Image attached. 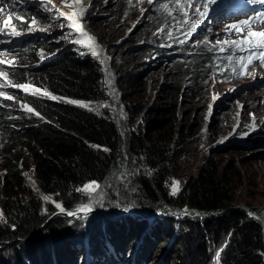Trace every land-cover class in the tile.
I'll use <instances>...</instances> for the list:
<instances>
[{
    "label": "trees",
    "instance_id": "1",
    "mask_svg": "<svg viewBox=\"0 0 264 264\" xmlns=\"http://www.w3.org/2000/svg\"><path fill=\"white\" fill-rule=\"evenodd\" d=\"M15 12L24 15L23 9ZM13 22L19 23L15 18ZM158 25L155 19L127 35L117 28L100 38L85 26L99 44L106 46L105 65L115 81L118 121L102 57L76 51L58 53L47 47L46 55L57 56L34 65L33 58L23 62L26 45L19 41L6 51L20 60L19 65L32 64L26 68L0 65L12 84H20L19 78L26 75L31 84L57 97L102 105L94 111L63 99H30L29 105L40 118L18 122L9 100L0 98V157L6 173L2 186L5 192L0 199L6 222H0V245L12 247L9 264H72L69 257H78L68 241L71 220L52 217L53 212L45 211L41 200L25 186L19 172L24 150L31 156L40 188L65 212H76L78 205L84 204V193L76 189L93 181L106 203L123 201L106 205L104 211L119 205L131 211L132 199L133 209L145 216L186 209L205 215L224 212L209 218L189 212L179 221L174 220L175 215L151 216L153 221L134 216L125 225L113 221L104 226L101 239L91 242L92 264H146L155 241L164 248L167 240L161 238L172 236L174 226L180 236L178 243L185 246L183 253L190 255L189 248L195 246L197 257L192 264L209 263L208 246L219 247L226 239L220 264H263L261 223L248 217L242 208H232L235 178L240 175L224 171L215 155L208 156L195 174L189 171L196 133L193 111L185 106L187 99L197 102L202 98L201 87L208 82L204 77L211 74L212 64L223 63L219 61L221 55L210 51L179 53L167 42L164 32L158 31ZM0 84L7 85V81L0 78ZM0 91L12 95L15 90L8 85ZM124 156L131 175L129 194L122 189L120 176ZM173 181L179 182L175 194ZM178 250L175 264H190Z\"/></svg>",
    "mask_w": 264,
    "mask_h": 264
},
{
    "label": "rangeland",
    "instance_id": "2",
    "mask_svg": "<svg viewBox=\"0 0 264 264\" xmlns=\"http://www.w3.org/2000/svg\"><path fill=\"white\" fill-rule=\"evenodd\" d=\"M224 2L225 0H214L208 7L207 17L191 33V23L199 17L194 14L193 8L187 6L186 0H181L179 6L174 0H153L152 4H149L148 0H131V3H129V0H80V7H83L85 11L79 18L84 22V26L90 27L99 38L100 35L105 33L112 34L117 28L124 30L125 32L120 30L119 32H124V35H127L157 19L159 23L158 31L164 32L167 42L177 52L189 55L190 52L210 51L221 55L219 61L225 62V64L219 62L216 65L212 64L209 68L211 74L208 73L204 77L208 78V82L206 86L201 87L202 98L197 102H191L187 99L188 106H185L193 111V123L196 133L189 171L195 174L208 156L215 155L224 171H228L232 176L240 175L239 179L235 178L237 189L233 198L234 205L253 207L264 217V67H261L259 59L254 57L247 68H244L243 65L247 64V59L240 61L239 58H246L250 51L259 49H250L247 45H242L245 50L241 51L230 43L231 41L243 40L248 36L249 31L264 32V23L261 17L251 19L252 15L225 18L223 11L220 10ZM196 3L202 4L203 0H196ZM165 4L168 6L167 9L162 7ZM22 9L24 11L23 19H21L19 13L15 12ZM181 9L188 12V17L183 15ZM74 10L73 0H51V2L49 0H0V29L4 28L5 23H7L5 31L11 32L14 25L13 19L15 18L19 21L15 25L21 33L19 36L0 34V52L4 53L3 56H0V59L14 61L12 65L8 66L26 68L32 65L31 63L19 65L20 60H17L16 56L7 54L6 51L12 48L11 45L15 42L26 45L27 53L22 60L25 63L33 58L34 65H39L41 62L57 56L56 53L46 55L47 47L58 53L76 51L86 56H93L91 48L83 46L86 41L82 43L73 42L74 39L83 41L81 33L68 28L69 21L58 15V11L67 15ZM201 10L203 9L201 8ZM9 14H11V19H9ZM33 18L38 21V24L33 25V30L29 31V25ZM243 20H248L249 24L242 26L241 32H236L234 29L226 30L225 25H239V22ZM40 28L45 30L40 31ZM205 41L207 42L205 43ZM99 45L106 52L102 56L105 59L107 56L106 46ZM17 46L19 45L17 44ZM221 48L225 50L221 52ZM260 50L264 51V49ZM229 57H232L231 61H234L232 67L228 66V63H230ZM117 61L119 62V58H117ZM105 64L103 71L106 70ZM136 69L144 71L142 67ZM104 73L106 78V72ZM107 79L111 81L108 86L112 94L116 118H119L120 110L115 100L116 92L113 87L115 81L110 76ZM19 82L20 84L31 83L26 75L20 77ZM31 86L36 87L33 84ZM10 87L15 90L12 94L15 99L9 100V103L12 110H14L13 116L16 121L28 120L31 122L40 118V115L22 109L21 104H29L30 99L48 98L43 95H27L19 88ZM36 88L45 89L43 87ZM82 103L88 106L81 107L91 108L94 111H98L102 107L100 103ZM34 111L38 113L35 109ZM23 155V165L20 166L19 172L25 186L41 200L42 208L45 211L51 210L53 212L51 216L55 217L56 213L60 212L55 207L58 202L54 201L49 194L43 192L40 188L29 152L24 150ZM124 158L125 161L120 172L123 184L121 186L129 194L131 193L129 190L131 175L126 166L127 157L124 156ZM3 166L4 159L0 157V199L5 192L2 186L6 183V180L3 179V175L6 174ZM25 173L28 175L25 176ZM32 181L35 182V188ZM45 195L51 197V201H44L42 197ZM118 195L120 197V191ZM83 198L84 204L89 205L91 211L75 219H70L71 227L68 230L70 236L68 241L75 247L78 254L77 258L69 257L72 264L93 263V260L89 257L92 252L91 242L101 239V232L106 224L108 226L114 221L120 223V225H125V222L134 216L146 217L150 221H153L154 218L137 214L133 209L132 199L129 205L131 211H124V208L120 205L114 210L104 211L106 205L113 206L116 202L122 204L123 201L120 199L113 204L106 203L99 188L91 195L84 193ZM84 204H80L78 207ZM112 211L117 213L112 214L114 213ZM171 215H174V213H171ZM187 215H189V212L175 215L174 220L179 221L181 217H188ZM194 216L205 218L196 213H194ZM174 227L172 236L166 235L165 238H161L167 240L164 248H162L159 240L155 241L151 251V260L146 264H175L178 262L176 250L179 248L178 252L186 261H189L190 264L196 261L195 246L191 245L189 248L192 252L190 255L183 253L185 252V246L178 243L180 236L176 233L177 226ZM48 241H50V238H48ZM227 241L226 239L219 247L213 244L210 247L208 246L210 261L207 264H220L221 250L226 246ZM11 251L10 244L0 245V264L11 263ZM217 253H219V256H217ZM122 261H125V259H122ZM262 263L264 264V258H262Z\"/></svg>",
    "mask_w": 264,
    "mask_h": 264
},
{
    "label": "snow or ice",
    "instance_id": "3",
    "mask_svg": "<svg viewBox=\"0 0 264 264\" xmlns=\"http://www.w3.org/2000/svg\"><path fill=\"white\" fill-rule=\"evenodd\" d=\"M49 2H51V0H49ZM174 2L179 6L181 0H174ZM214 0H203L202 4H198L196 3V0H186L187 6L189 8H193L194 10V14L198 15L199 19H196L194 21H192L191 23V32H194L196 30V28L199 26L200 23L203 22L204 18L207 17L208 15V7L211 3H213ZM250 3L256 4L258 2L260 3H264V0H249ZM73 3L75 5V11H73L71 14H65L64 12H59L58 11V15L59 17H64L65 19H67L69 21L67 27L72 29L73 31L76 32H80L81 33V37L83 38V41L81 39H74L73 42L74 43H83V46L86 47H90L92 50V55L94 57H102L103 53L102 50H100L98 48V46H96V41L93 37L88 36L87 33L83 32V25L80 24L78 22V18L81 17L84 14V8L80 7V0H73ZM129 3H131V0H129ZM149 4L153 3V0H148ZM163 8L167 9V5H162ZM201 8L203 10H201ZM50 11V9H49ZM183 15L185 17H188V12L187 11H183V9H181ZM171 14V13H169ZM261 18H264V12L258 14ZM9 19H11V14H9ZM21 19H23V17H21ZM190 19V18H189ZM186 23L188 22L187 20L185 21ZM38 21L33 18L31 20V23L29 25V31L33 30V25H37ZM249 21L248 20H243L239 22V25L236 24H232V25H225L226 30H235L236 32H241L242 31V26L248 25ZM61 27H63V25H61ZM5 29H7V23H5L4 28L0 29V34H14L16 36H19L21 33L19 32V30L17 29L16 25L12 26V31L11 32H7L5 31ZM40 31H44V28H40ZM189 33V34H190ZM69 35H71V33H69ZM67 38V37H65ZM207 41H205L206 43ZM232 45H234L236 48H239L241 51H244L245 49L242 47V45H247L250 49H264V32H252L249 31L248 36L245 37L243 40H239V41H231L230 42ZM225 49L221 48L220 51L223 52ZM4 53L0 52V56H3ZM257 58L260 60V66L264 67V51H250L249 55L245 58V57H240V61H243L244 59H247V64H244L243 67L247 68L248 64H250L252 62L253 58ZM232 57H229V60L231 61ZM101 64L105 63V59H100ZM14 63L13 60H5V59H0V65H12ZM243 74V73H241ZM110 76V73H108L106 71V83H111V81L109 79H107V77ZM0 78H4L7 81V85L4 84H0V88L5 87V86H13L16 88H19L21 90L24 91L25 94L27 95H43L45 97H47L48 99H52V100H65V102L67 103H73V104H78L80 106H85L87 107L88 105L83 104L80 101H75V100H67L65 98L62 97H56L54 96L51 92H49L46 88L45 89H40V88H36L31 86V83H24V84H16V85H12L10 80H7V73L3 70H0ZM0 98H4V99H8V100H14L15 97L12 95H7L5 92L0 91ZM21 108L28 111V112H32L36 115H39V113H35L34 109L32 107L29 106V104L27 103H22L21 104ZM89 110H92L91 108ZM107 150V149H105ZM28 174L25 173V176H27ZM29 179L31 180V178L29 177ZM33 183V187L35 188V182L32 181ZM172 187H173V194H175L176 191L179 190V182L178 181H173L172 182ZM99 188V185L93 181L90 183H87L85 185H83L82 188H78L76 189L79 192L82 193H88L89 195H91L92 193H94L96 191V189ZM42 199L46 202L51 201V197L49 196H43ZM55 207L58 208L60 210V212H65L64 207L59 204L56 203ZM91 211V207L87 204L82 205L81 207H78L76 209V212H72L69 211L66 213V215L68 216H74L77 213H88ZM0 222H6L4 220V216L3 213L0 212ZM217 256H219V253H217Z\"/></svg>",
    "mask_w": 264,
    "mask_h": 264
},
{
    "label": "water",
    "instance_id": "4",
    "mask_svg": "<svg viewBox=\"0 0 264 264\" xmlns=\"http://www.w3.org/2000/svg\"><path fill=\"white\" fill-rule=\"evenodd\" d=\"M75 11V10H74ZM78 22L80 23V24H82L83 25V32H85V33H87L88 34V36H91V37H93L94 39H95V41H96V46H98V48L100 49V50H102V53H104V54H106V52H105V50L99 45V43H98V41H97V39L85 28V26H84V22L82 21V20H80L79 18H78ZM103 66H104V64H103ZM104 72H106V70H104ZM113 82V81H112ZM116 111V110H115ZM117 121H118V117H117ZM120 132H121V135H122V137H123V131L120 129ZM232 208H242L244 211H246V213H247V215H248V217H251V218H254V219H256V220H258L260 223H261V225H262V228H263V230H262V233H263V239H264V220H263V218H262V216L260 215V213H258L257 211H255V210H253V209H251V208H248V207H244V206H235V207H232ZM232 208H230V209H232ZM136 212V211H135ZM134 212V213H135ZM188 213V212H194V213H196L197 215H200V217H205V218H209V217H211V216H219V215H221V214H223L224 212H216V213H213V214H210V215H205V214H202V213H199V212H197V211H194V210H192V209H187V210H185V211H179L178 213H176V215H178L179 213ZM66 213L67 212H59V213H56V215L55 216H64V217H66V218H68V219H75L76 217H78V216H80V215H83V214H85V213H77L76 215H74V216H68V215H66ZM137 213V212H136ZM171 215V213H167V214H160V215H157V214H154V215H148V216H155V217H160V216H162V217H168V216H170Z\"/></svg>",
    "mask_w": 264,
    "mask_h": 264
},
{
    "label": "clouds",
    "instance_id": "5",
    "mask_svg": "<svg viewBox=\"0 0 264 264\" xmlns=\"http://www.w3.org/2000/svg\"><path fill=\"white\" fill-rule=\"evenodd\" d=\"M220 10L223 11L224 13V17L225 18H236V17H246V16H249L250 14L247 13V14H240L236 11H232V7L231 5L229 4V2L227 0H225L224 4L220 7ZM250 19V18H249ZM264 23V22H263ZM86 28V27H85ZM257 51H261L260 49L257 50ZM54 55V54H53ZM48 60V59H47ZM46 60V61H47ZM260 61V60H259ZM45 62V61H43ZM42 63V62H41ZM40 63V64H41ZM135 211V210H134ZM138 214V213H137Z\"/></svg>",
    "mask_w": 264,
    "mask_h": 264
},
{
    "label": "bare ground",
    "instance_id": "6",
    "mask_svg": "<svg viewBox=\"0 0 264 264\" xmlns=\"http://www.w3.org/2000/svg\"><path fill=\"white\" fill-rule=\"evenodd\" d=\"M80 19V18H79ZM81 20V19H80ZM182 211H185V210H182ZM178 213V212H177ZM181 214H184L183 212L182 213H179L178 215H181ZM174 215H176V213H174ZM263 220H264V217L262 216Z\"/></svg>",
    "mask_w": 264,
    "mask_h": 264
}]
</instances>
